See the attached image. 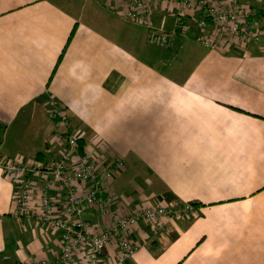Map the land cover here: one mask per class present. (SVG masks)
<instances>
[{
  "label": "crops",
  "instance_id": "1",
  "mask_svg": "<svg viewBox=\"0 0 264 264\" xmlns=\"http://www.w3.org/2000/svg\"><path fill=\"white\" fill-rule=\"evenodd\" d=\"M241 1L262 13L261 38L212 49L195 29L154 45L118 1L0 0V161L59 151L54 98L87 149L124 161L104 184L119 211L196 206L158 233L156 221L139 222L127 231L133 256L118 260L111 246L101 264H264V0ZM151 9L156 27L175 29L172 5ZM35 180L30 206L50 181L57 214L70 218L58 183ZM16 189L0 165V264L55 259L59 233L16 215ZM83 218L94 231L108 223L97 211Z\"/></svg>",
  "mask_w": 264,
  "mask_h": 264
},
{
  "label": "built area",
  "instance_id": "2",
  "mask_svg": "<svg viewBox=\"0 0 264 264\" xmlns=\"http://www.w3.org/2000/svg\"><path fill=\"white\" fill-rule=\"evenodd\" d=\"M120 4L119 13L125 19L148 28V39L159 47H168L177 37L194 29L196 40L202 45L218 49L231 41H258L262 36V13L241 0H113ZM151 1L172 5L176 26L172 31L153 24ZM196 12L193 18L189 13ZM211 29V33L208 30ZM49 115L56 125L53 138L60 145L52 157L18 158L0 161L6 175L15 178L17 189L13 197L15 213L19 217L32 218L46 224L60 235L62 247L55 259L43 258L30 264H75L74 257L88 244L86 264H101L102 255L111 246L119 250L118 260L133 256L138 246L127 237V231L141 221H156L153 232L166 227V221L197 214L192 203L151 204L121 212L116 208L114 196L105 190L104 184L116 178L124 161L115 158L104 160L87 149L71 126L65 106L57 99L48 103ZM38 176H46L58 183L62 195L63 213L59 216L51 195V182L43 186L40 197L31 207V193ZM86 211L99 212L108 219L101 231L91 229L83 218Z\"/></svg>",
  "mask_w": 264,
  "mask_h": 264
},
{
  "label": "rangeland",
  "instance_id": "3",
  "mask_svg": "<svg viewBox=\"0 0 264 264\" xmlns=\"http://www.w3.org/2000/svg\"><path fill=\"white\" fill-rule=\"evenodd\" d=\"M131 21V20H130Z\"/></svg>",
  "mask_w": 264,
  "mask_h": 264
}]
</instances>
